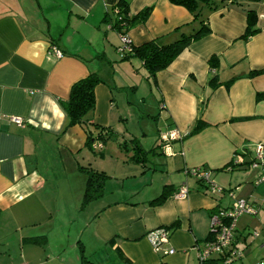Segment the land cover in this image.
<instances>
[{"label": "crops", "instance_id": "1", "mask_svg": "<svg viewBox=\"0 0 264 264\" xmlns=\"http://www.w3.org/2000/svg\"><path fill=\"white\" fill-rule=\"evenodd\" d=\"M117 1L0 0V264H82L81 246L89 264H200L197 254L209 237L211 214L237 199L250 201L257 212L237 218L231 246L243 258L231 264H264V181L255 183L261 168L251 164L257 144L264 158V72L250 75L264 70V0L243 2L257 15L258 31L248 39L241 38L246 27L241 7H218L208 14L211 32L156 73L162 128L157 138L172 131L177 137L165 151L159 148L165 163L148 157L144 165L114 136L112 149L109 140L90 148L79 125L64 129L61 101L74 81L89 73L102 79L88 116L110 128L113 88L123 93L137 87L129 72L141 63L120 59L119 34L110 23ZM149 6L146 21L127 32L133 45L156 37L171 41L177 27L189 29L192 16L182 6L129 0L130 14ZM52 45L62 51L60 58L50 54ZM212 55L219 59L218 80L233 79L228 88L207 83ZM199 112L208 125L186 136ZM111 154L125 158L120 163ZM80 167L108 176L88 213L81 207L86 176ZM197 167L211 171L219 192L210 193L186 172ZM165 185L169 196L151 203ZM180 186L188 193L175 198ZM157 227L170 228L164 247H172V254L153 250L147 233ZM219 259L215 254L203 264Z\"/></svg>", "mask_w": 264, "mask_h": 264}, {"label": "trees", "instance_id": "2", "mask_svg": "<svg viewBox=\"0 0 264 264\" xmlns=\"http://www.w3.org/2000/svg\"><path fill=\"white\" fill-rule=\"evenodd\" d=\"M168 1L173 5L182 6L187 11H189L192 16V20L190 24H188L189 29L185 30L182 29L183 27H177L174 32H177L178 36L176 39L171 41H166L163 37H156L139 45H133L131 42H129L127 50L119 53L121 60L137 59L140 61L141 67L145 71L143 79L146 81L151 79L154 85H156L155 75L158 71L166 69L172 63V61L192 42L204 37L211 32L208 22V14L211 11L216 10L218 7L226 6L229 3L241 7L246 17V27L243 34L241 35L242 39L246 40L258 31V28H256L257 15L255 10L253 8H247L243 3L247 0ZM113 9L114 16L113 18H110L111 27L119 35H127V32L132 27L142 24L146 21L152 7H145L138 13L130 14L129 0H118ZM207 63L209 65L210 72L212 73L208 77L207 83L211 89H214L222 83L218 80L216 73H214L218 68L219 59L216 55H212L209 57ZM262 72H264V70L251 71L250 75L260 74ZM232 80L233 79L227 80L222 84L228 88ZM101 82L103 81L97 73H89L86 76L74 81L70 86L68 98L65 101H61V106L67 118V123L64 129L72 125H79L84 130L86 135V145L90 148L95 141H100L103 147V144L106 143L107 140L113 138V130L110 127L96 124L88 116V114L93 111L95 105L94 88ZM200 114L201 112H199L198 117L186 136H191L208 125L201 119ZM128 141L130 143H127ZM128 141H123L120 143L121 149L132 152V160L142 165L147 162L148 154H154L156 149L158 153L161 154L159 148L162 146V143L160 142L155 144L152 149L145 150L141 147L136 139H129ZM200 169L211 172L204 167H200ZM80 170L84 172L86 176L85 187L81 199V207L83 208L102 195L104 182L108 176L103 171H95L88 167H80ZM189 172L190 169L187 170V173ZM197 180L201 185H204L210 193H212L210 190V185L207 182H205L200 177H197ZM170 188V185H165L161 193L156 198H154L151 203H162L169 196ZM164 228L170 230L169 227ZM209 238L210 230L208 239ZM79 254L82 264L90 263V260L84 254L82 246L79 248ZM207 261H209V259L204 262ZM155 264L166 263L158 262Z\"/></svg>", "mask_w": 264, "mask_h": 264}, {"label": "built area", "instance_id": "3", "mask_svg": "<svg viewBox=\"0 0 264 264\" xmlns=\"http://www.w3.org/2000/svg\"><path fill=\"white\" fill-rule=\"evenodd\" d=\"M119 38L120 45L117 50L121 53L122 51L127 50L130 39L126 34L119 35ZM50 54H52L55 58H60L62 56V51L57 46L52 45L50 46ZM11 121L17 125H22L24 123L23 119L20 117H11ZM176 137L177 134L173 131L160 135L164 151L168 148L170 140ZM95 147L102 148L101 142H97ZM251 164L252 166H259L261 168V174L257 177L255 183L264 181V158H262V144H257L255 160ZM189 173L196 177H200L207 182L210 185L212 193L219 192V187L213 184L210 179V172L207 170H201L200 167H197L190 169ZM187 193V187L180 186L174 193V197L184 198ZM260 206L264 207V198L260 200ZM256 212L257 208L246 199H237L228 207L218 208L215 212H213L210 216V238L204 243V246L198 250L197 255L199 263L203 264L204 261L209 259L212 252H216L220 258L219 264H231L235 259L240 258L242 252L238 248L231 246L236 220L242 214L254 215ZM258 235L259 234L256 231L252 233V237H257ZM147 239L152 245L153 250L156 252L164 255L172 254L174 252L172 247H164V245L168 243L169 239V230L164 227H157L150 230L147 233Z\"/></svg>", "mask_w": 264, "mask_h": 264}, {"label": "rangeland", "instance_id": "4", "mask_svg": "<svg viewBox=\"0 0 264 264\" xmlns=\"http://www.w3.org/2000/svg\"><path fill=\"white\" fill-rule=\"evenodd\" d=\"M134 68L137 70L129 73H132L134 79L133 84L137 86L136 88H126L124 90L126 92L123 93L119 92L118 87L113 88L116 104L113 109L115 121H113L111 128L113 130V136L118 142L121 143L129 139H136L143 149L150 150L156 143H159V139L157 138L158 131L162 130L159 119L157 120L158 112L161 110L159 103L160 97L152 80L149 79L146 81L143 79L142 67L135 66ZM114 140L107 141L106 146L109 149H112L111 147L115 143L113 142ZM127 143L130 142L128 141ZM154 152V154H148L147 157H149V160L156 163L166 162L161 157V154L158 153L157 149ZM103 154L105 157L110 156L108 151H104ZM111 155H113V159H119L120 163L125 158L124 154ZM95 158L99 157L95 155ZM163 174L166 176L165 172ZM104 199L107 200L106 198ZM86 206L88 213L91 208H89V204ZM82 217L84 218V216ZM215 254L217 255L216 252H212L210 256L214 257ZM242 258L235 259V262L240 263Z\"/></svg>", "mask_w": 264, "mask_h": 264}]
</instances>
